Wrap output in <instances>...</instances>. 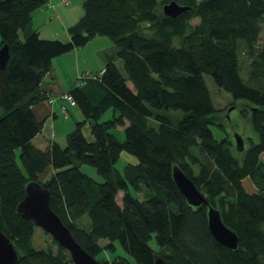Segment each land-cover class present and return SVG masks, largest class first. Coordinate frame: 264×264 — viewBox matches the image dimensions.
Masks as SVG:
<instances>
[{"label": "trees", "instance_id": "obj_1", "mask_svg": "<svg viewBox=\"0 0 264 264\" xmlns=\"http://www.w3.org/2000/svg\"><path fill=\"white\" fill-rule=\"evenodd\" d=\"M171 1L188 9L167 16L162 7ZM47 2L0 0V47L7 44L10 54L0 68V229L16 264H73L46 232L49 242L36 247V226L16 213L26 183L39 181L48 167L39 182L53 210L101 264H154L155 255L166 264H264V0H81L67 41L29 29ZM95 36L109 37L116 52L98 73L82 72L68 92L83 118L66 144L40 149L32 140L43 121L32 106L50 98L40 83L53 58ZM241 51L249 61L247 83L239 74ZM204 74L233 101L251 105L257 139L241 152L229 137L212 135L210 125L220 121ZM108 110L112 116L102 119ZM117 126L124 127L123 141L112 132ZM122 150L138 159L123 172L115 167ZM174 165L237 234L235 249L212 236L207 207L181 195Z\"/></svg>", "mask_w": 264, "mask_h": 264}, {"label": "crops", "instance_id": "obj_2", "mask_svg": "<svg viewBox=\"0 0 264 264\" xmlns=\"http://www.w3.org/2000/svg\"><path fill=\"white\" fill-rule=\"evenodd\" d=\"M82 12L81 0H48L33 13L29 29L36 30L42 38L65 41L69 38L67 28L79 19ZM24 33L21 32L20 36ZM99 39L95 36L84 46L73 48L52 59V67L40 83V89L50 98L32 106L36 120L43 121L41 132L32 140L38 148L45 149L52 141L64 146L57 137L63 136L66 144V136L74 123L83 118L78 106H71L67 100L61 99V95L76 86L80 72H93L101 66L104 68L107 56L116 52L109 37L100 36ZM69 116L74 122L69 120ZM50 172L51 168L48 167L39 175V181L45 180Z\"/></svg>", "mask_w": 264, "mask_h": 264}, {"label": "water", "instance_id": "obj_3", "mask_svg": "<svg viewBox=\"0 0 264 264\" xmlns=\"http://www.w3.org/2000/svg\"><path fill=\"white\" fill-rule=\"evenodd\" d=\"M164 14L172 18L188 9L175 1L166 3L162 7ZM9 47L3 44L0 47V68H3L9 59ZM235 148L237 151L244 149L243 138L235 133ZM173 181L188 204L207 207L208 229L215 240L230 249H235L238 236L229 229L221 220L219 210L212 207L205 196L199 191L195 183L177 165L172 167ZM16 213L23 219L32 220L33 224L48 233L59 245L64 247L72 259L73 264H101L99 261L74 239L68 226L51 206V197L47 188L39 181L26 183L24 195L16 205ZM18 254L10 238L0 229V264H16ZM154 264H166L159 255L154 256Z\"/></svg>", "mask_w": 264, "mask_h": 264}, {"label": "rangeland", "instance_id": "obj_4", "mask_svg": "<svg viewBox=\"0 0 264 264\" xmlns=\"http://www.w3.org/2000/svg\"><path fill=\"white\" fill-rule=\"evenodd\" d=\"M198 19H194L191 21V23H196ZM100 36H97V40L99 39ZM58 39V38H57ZM63 41V40H62ZM67 41V40H65ZM95 42V41H94ZM264 42V23L261 26V32H260V38H259V44ZM94 44V43H92ZM99 44V43H97ZM248 62V63H247ZM104 65V62H103ZM103 68L101 66L98 69H95V71L90 72L92 74L98 73L100 69ZM249 70V61L246 57V54L244 51H241L240 54V65H239V74L241 78L246 82L247 78V73ZM81 73V72H80ZM79 73V75H80ZM78 75V77H79ZM204 79L206 82V85L209 89L212 102L217 109V117L218 120L220 121L219 124H211L210 128L212 131V135L216 140H219L223 137H229L231 139L233 148L235 149V140H234V135L235 133H238L244 141V149L245 147L251 142L257 139V134L253 130L250 122V111H251V105L245 101V100H236L233 101L231 95L225 91L222 88H219L215 82L213 81V78L208 75L204 74ZM247 83V82H246ZM174 111L175 113L180 114V117L182 116V112L180 110H171ZM170 111V112H171ZM1 113V109H0ZM112 116L111 110H108L106 114L103 116L102 119H107ZM64 121L65 118L63 119ZM69 120L71 122H74V120L71 119V116H69ZM73 127V126H72ZM73 129V128H72ZM87 131V129H86ZM113 134L116 136V138L119 141H123L125 138V132H124V127L122 126H117L116 128L112 129ZM59 142H61L63 145H65V139L63 136H58ZM241 152V151H239ZM138 161L137 157L125 150H122L118 160L116 161L115 167L123 172V168L126 164L128 163H136ZM82 170L93 177L96 181H102V177L97 173L96 169L93 166L90 165H83ZM45 172V171H44ZM43 176H41L42 178ZM121 193H119L118 198H120ZM140 198H143V194H139ZM121 201V198L119 199ZM34 245L36 247H42L47 242H49V235H46L45 232L36 226L35 232H34ZM151 244H154V241H150ZM104 253L99 254L97 257L101 258ZM111 255V253H109Z\"/></svg>", "mask_w": 264, "mask_h": 264}, {"label": "built area", "instance_id": "obj_5", "mask_svg": "<svg viewBox=\"0 0 264 264\" xmlns=\"http://www.w3.org/2000/svg\"><path fill=\"white\" fill-rule=\"evenodd\" d=\"M81 75H79V77H80ZM78 77V78H79ZM61 99H65V100H67L71 105H75V102H74V100H73V98H72V96H71V94H69L68 92H66V93H63L62 95H61ZM50 101L52 102V99H50Z\"/></svg>", "mask_w": 264, "mask_h": 264}]
</instances>
